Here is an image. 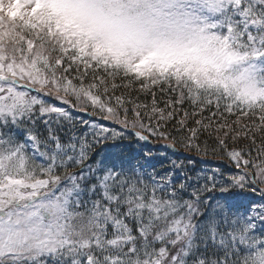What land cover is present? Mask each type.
<instances>
[{"label": "snow or ice", "instance_id": "6c2138e0", "mask_svg": "<svg viewBox=\"0 0 264 264\" xmlns=\"http://www.w3.org/2000/svg\"><path fill=\"white\" fill-rule=\"evenodd\" d=\"M0 264H264V0H0Z\"/></svg>", "mask_w": 264, "mask_h": 264}, {"label": "trees", "instance_id": "16d2710c", "mask_svg": "<svg viewBox=\"0 0 264 264\" xmlns=\"http://www.w3.org/2000/svg\"><path fill=\"white\" fill-rule=\"evenodd\" d=\"M121 91H124L125 93H127V94H129V95H131V96H133V97H135V96H139L140 97V99L143 101H148V100H150V97L148 96V95H144V94H141V93H139L138 91H131L130 89H118V94H119V92H121ZM158 98H159V96H158Z\"/></svg>", "mask_w": 264, "mask_h": 264}, {"label": "rangeland", "instance_id": "374dc122", "mask_svg": "<svg viewBox=\"0 0 264 264\" xmlns=\"http://www.w3.org/2000/svg\"><path fill=\"white\" fill-rule=\"evenodd\" d=\"M125 90V89H124ZM127 90V89H126ZM131 91H138L139 93H141V94H144V95H148V94H146V93H144V92H141V91H139V84L137 83L136 85H133V87L130 89ZM158 96H159V94H158ZM144 101V100H143ZM145 102V101H144ZM146 102H149L150 103V100H148V101H146ZM157 142H160L161 140H156ZM166 143H169L168 141H165ZM217 158H219V157H217Z\"/></svg>", "mask_w": 264, "mask_h": 264}]
</instances>
